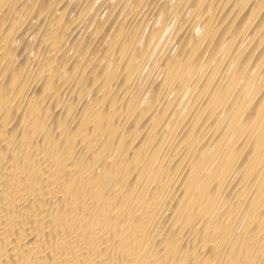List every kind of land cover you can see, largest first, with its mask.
<instances>
[{"label":"bare ground","instance_id":"bare-ground-1","mask_svg":"<svg viewBox=\"0 0 264 264\" xmlns=\"http://www.w3.org/2000/svg\"><path fill=\"white\" fill-rule=\"evenodd\" d=\"M0 264H264V0H0Z\"/></svg>","mask_w":264,"mask_h":264}]
</instances>
